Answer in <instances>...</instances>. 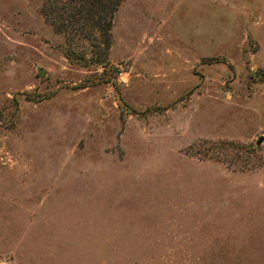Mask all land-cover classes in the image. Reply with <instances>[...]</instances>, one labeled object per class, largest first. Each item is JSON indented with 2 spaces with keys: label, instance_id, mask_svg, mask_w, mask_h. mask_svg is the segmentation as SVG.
I'll return each instance as SVG.
<instances>
[{
  "label": "rangeland",
  "instance_id": "rangeland-1",
  "mask_svg": "<svg viewBox=\"0 0 264 264\" xmlns=\"http://www.w3.org/2000/svg\"><path fill=\"white\" fill-rule=\"evenodd\" d=\"M56 14L0 0V264H264V0Z\"/></svg>",
  "mask_w": 264,
  "mask_h": 264
},
{
  "label": "trees",
  "instance_id": "trees-1",
  "mask_svg": "<svg viewBox=\"0 0 264 264\" xmlns=\"http://www.w3.org/2000/svg\"><path fill=\"white\" fill-rule=\"evenodd\" d=\"M123 0H56V31L72 37L98 33V43L109 47L113 18ZM106 55V53H105ZM66 57L70 56L66 52Z\"/></svg>",
  "mask_w": 264,
  "mask_h": 264
},
{
  "label": "water",
  "instance_id": "water-1",
  "mask_svg": "<svg viewBox=\"0 0 264 264\" xmlns=\"http://www.w3.org/2000/svg\"><path fill=\"white\" fill-rule=\"evenodd\" d=\"M261 141H262V137H260V138L257 140V144H259Z\"/></svg>",
  "mask_w": 264,
  "mask_h": 264
}]
</instances>
